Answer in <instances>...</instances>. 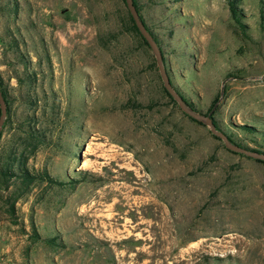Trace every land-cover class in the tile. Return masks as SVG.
Here are the masks:
<instances>
[{
  "label": "rangeland",
  "instance_id": "1",
  "mask_svg": "<svg viewBox=\"0 0 264 264\" xmlns=\"http://www.w3.org/2000/svg\"><path fill=\"white\" fill-rule=\"evenodd\" d=\"M136 2L174 86L264 152V0H234L244 30L229 0ZM126 12L0 0V166L22 152L36 176L0 177V264H264V162L168 100Z\"/></svg>",
  "mask_w": 264,
  "mask_h": 264
},
{
  "label": "trees",
  "instance_id": "2",
  "mask_svg": "<svg viewBox=\"0 0 264 264\" xmlns=\"http://www.w3.org/2000/svg\"><path fill=\"white\" fill-rule=\"evenodd\" d=\"M124 1V0H123ZM230 1V6H231V10H232V15L233 17L235 18V20L239 23V25L241 26V28L244 30L245 29V26L240 22L239 20V12H238V9L236 7V4L234 2V0H229ZM125 3V1H124ZM134 5L137 9V11L139 12V16L141 18V20L143 21V23L145 24L147 30H149V32L151 33V35L153 36V38L155 39V41L157 42L158 46L160 47V43L158 41V39L155 37V35L153 34V32L149 29V27L147 26V24L145 23L141 13H140V9L137 5V2L136 0H134ZM126 17H127V23H128V27H129V30L132 31L137 37L138 39L140 40V42L146 46L147 48L148 47V44L146 43V41L143 39V37L140 35V33L138 32V29L136 28L128 10L126 12ZM162 52V51H161ZM163 55V53H162ZM163 63H164V57H163ZM168 74V73H167ZM19 79V78H17ZM18 81V80H17ZM170 82L173 86V88L175 89V91L183 98V100L191 107L193 108L194 110H196V108L193 106V104L186 98V96L176 87L174 86V84L172 83L171 79H170ZM0 88H1V91H2V95L4 97V100H5V103H6V106L8 104V96H7V93L4 89V86H3V82H2V78L0 76ZM162 88V91L163 93L165 94V96L168 98V100L174 105V106H177V104L175 103V101L171 98V96L166 92V90L163 88V86L161 87ZM191 119V118H190ZM192 120V119H191ZM213 123L216 127L217 130L223 132L227 138L231 141V143L239 146V147H242L246 150H249V151H252V152H256V153H259V154H264L263 151L261 150H258V149H254V148H250L249 146L247 145H244L240 142H237L232 135L222 131L219 127V125L216 123V121L213 120ZM5 126V125H4ZM21 129H23V127H21ZM239 129L241 131H243L244 133H249V134H253L254 132H257L256 129L254 127H250V126H247V125H242V126H239ZM24 134L26 136V139L30 140V143L32 144H35L36 146L38 144H41L43 141H44V136H42L43 134L41 132H39L38 130H36L34 128V126L32 127H28L25 131H24ZM2 137V134H0V139ZM26 161H27V157H24V154L21 152L20 153V156L18 157H13L12 155L8 154L7 157L4 159V162H2L1 166H0V177L2 180H5L7 179L8 177H15V178H20L22 183L23 184H28V183H31L32 181H34L36 179V176H33L32 174H30L27 169H26ZM257 162H260V163H263L259 160H256ZM264 164V163H263ZM40 179L42 180H47V181H50V182H53V180L51 178H49L47 176V174H41L40 176ZM58 184L61 185L60 182H58ZM11 207L13 208V204L11 205ZM11 208V209H12ZM12 212V211H11ZM51 241L54 242V239H52Z\"/></svg>",
  "mask_w": 264,
  "mask_h": 264
},
{
  "label": "water",
  "instance_id": "3",
  "mask_svg": "<svg viewBox=\"0 0 264 264\" xmlns=\"http://www.w3.org/2000/svg\"><path fill=\"white\" fill-rule=\"evenodd\" d=\"M124 1H125L126 8L136 28L138 29V32L143 37V39L146 41V43L148 44V47L150 48L152 54L154 55L156 66L159 72L160 79L162 81L163 88L171 96V98L175 101L179 109L185 115H187L194 121L199 122L205 125L206 127H208L211 134L219 138L223 142L225 148L228 149L229 151L244 155L254 160H259L261 162H264V154L252 152V151L246 150L242 147H239L231 143V141L227 138V136L223 132L217 130L213 123V119L211 117L212 112H209L208 114H203V113L198 112L197 110H194L175 91V89L173 88L170 82V78L166 72V69L163 63V55H162L161 49L158 46L155 39L153 38V36L151 35V33L149 32V30H147L143 21L141 20L139 16V12L137 11L134 5V0H124ZM6 114H7L6 103L2 95L1 88H0V134L2 131L3 125L5 123Z\"/></svg>",
  "mask_w": 264,
  "mask_h": 264
}]
</instances>
